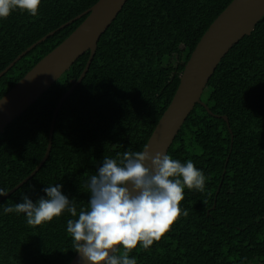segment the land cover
I'll use <instances>...</instances> for the list:
<instances>
[{"label":"trees","instance_id":"trees-1","mask_svg":"<svg viewBox=\"0 0 264 264\" xmlns=\"http://www.w3.org/2000/svg\"><path fill=\"white\" fill-rule=\"evenodd\" d=\"M96 1L40 0L36 16L17 8L0 17V71L54 31L0 77V97L86 15L57 28ZM231 1L126 0L59 109L46 161L0 201V264H69L76 249L67 221L78 215L65 210L30 226L24 213L6 214L4 207L22 202L23 195L35 202L44 187L62 184L77 212L87 210L89 177L105 157L119 161L125 151H142L198 40ZM88 54L0 131V189L10 190L42 159L54 108ZM201 100L213 114L228 117L233 138L222 117L195 104L167 154L201 170L204 191L184 188L181 214L170 230L148 249L138 243L128 254L136 264H264V16L224 55ZM122 253L118 246L115 254Z\"/></svg>","mask_w":264,"mask_h":264},{"label":"clouds","instance_id":"clouds-1","mask_svg":"<svg viewBox=\"0 0 264 264\" xmlns=\"http://www.w3.org/2000/svg\"><path fill=\"white\" fill-rule=\"evenodd\" d=\"M39 4L40 0H0V17L17 8L36 16ZM205 179L190 160L182 164L168 154L152 155L145 146L143 151H125L119 161L103 159L86 183L87 210L78 213L63 185L56 184L44 187L35 202L23 195L22 202L3 211L24 213L28 225L39 226L67 210L78 215L67 221L66 231L87 264H136L128 254L138 243L148 249L159 241L181 214L184 188L202 192ZM0 195L6 190L0 189ZM117 246L123 248L121 255L115 254Z\"/></svg>","mask_w":264,"mask_h":264},{"label":"water","instance_id":"water-1","mask_svg":"<svg viewBox=\"0 0 264 264\" xmlns=\"http://www.w3.org/2000/svg\"><path fill=\"white\" fill-rule=\"evenodd\" d=\"M126 0H97L92 6L78 16L61 24L57 29L65 27L77 18L86 15L82 22L57 46L44 55L32 66L3 96L0 97V131L30 107L41 95L81 56L88 51L86 64L78 78L71 84L58 100L50 122L48 141L45 153L37 166L19 183L0 197V201L14 192L46 161L52 144V135L59 109L64 100L74 91L84 78L91 60L96 52L100 36L105 32ZM264 16V0H232L214 20L198 40L184 68L179 75V83L175 93L156 123L145 146L152 155L167 154L176 134L185 119L194 108L201 104L213 114L201 100V95L218 63L229 49L244 35L254 30L256 23ZM50 31L40 39L26 47L6 67L0 71L4 75L23 55L35 45L52 35ZM222 117L232 130L226 115L213 114ZM232 140V139H231ZM228 157L225 159V165ZM225 169V168H224ZM220 183L215 194H218ZM215 201V199H214ZM214 206V205H213ZM118 247V246H117ZM69 264H87L78 252ZM103 264V262H101Z\"/></svg>","mask_w":264,"mask_h":264}]
</instances>
